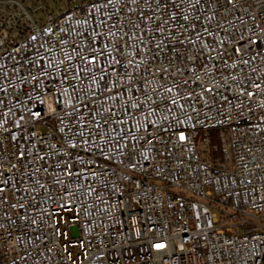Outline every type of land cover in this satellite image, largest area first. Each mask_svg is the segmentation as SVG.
Returning <instances> with one entry per match:
<instances>
[{"label": "built area", "instance_id": "2783aa9c", "mask_svg": "<svg viewBox=\"0 0 264 264\" xmlns=\"http://www.w3.org/2000/svg\"><path fill=\"white\" fill-rule=\"evenodd\" d=\"M65 2L0 0V264H264V0Z\"/></svg>", "mask_w": 264, "mask_h": 264}, {"label": "rangeland", "instance_id": "374dc122", "mask_svg": "<svg viewBox=\"0 0 264 264\" xmlns=\"http://www.w3.org/2000/svg\"><path fill=\"white\" fill-rule=\"evenodd\" d=\"M51 1H53V4H54V7L56 8V9H59V10H61V9H65L66 8V0H51ZM67 1H69V2H67V4L68 5H70V4H72V1H73V3H75V4H79V3H81L83 0H67ZM219 136H220V139H221V135L219 134ZM222 141V140H221ZM196 143H197V145H198V149H199V151L201 152V154H202V152L204 153V151H205V142H204V136H203V133H201L199 136H198V138L196 139ZM222 149H223V158H224V154H225V149H224V143L222 142Z\"/></svg>", "mask_w": 264, "mask_h": 264}, {"label": "trees", "instance_id": "16d2710c", "mask_svg": "<svg viewBox=\"0 0 264 264\" xmlns=\"http://www.w3.org/2000/svg\"><path fill=\"white\" fill-rule=\"evenodd\" d=\"M210 136V142L208 144L209 152L211 154V157L217 158V157H223V147H222V141L219 136V132L213 131L209 134Z\"/></svg>", "mask_w": 264, "mask_h": 264}]
</instances>
